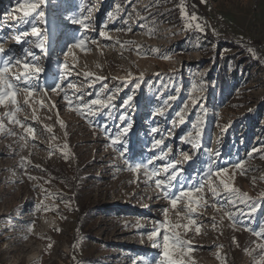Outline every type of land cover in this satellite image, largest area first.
<instances>
[{
	"label": "rangeland",
	"instance_id": "374dc122",
	"mask_svg": "<svg viewBox=\"0 0 264 264\" xmlns=\"http://www.w3.org/2000/svg\"><path fill=\"white\" fill-rule=\"evenodd\" d=\"M20 2L0 0L4 55L11 50L20 56L27 49L35 57L27 59L43 72L28 104L25 93L17 95V118L35 129L34 139L6 116L15 106L0 105V264H157L163 258V231L159 239L149 235L165 220L188 224L189 213L187 201L172 208L155 187L163 173L149 179L145 169L132 170L150 158L149 171L167 159L181 161L177 167L183 171L170 191L181 184L205 185L207 204L192 214L196 225L177 229L193 248L183 257L185 264H264L259 247L264 235H255L264 230V0H178L168 7L160 0H43L45 16H30L28 23L18 19ZM33 22L41 29L43 50L31 34ZM25 31V42L17 44L16 36ZM80 39L87 51L72 48L67 54ZM222 41L238 47L221 51L225 77L219 84L211 51ZM65 62L69 68L63 70ZM22 71L16 65L11 74ZM69 82L79 91L68 89ZM58 85L62 90H50ZM104 86L105 95L116 93L114 106L96 115H81L64 99L67 92L79 107L80 92L88 101ZM178 112L184 113L183 123ZM128 123L132 127L121 137L125 143L113 145L111 134ZM197 132L198 146L195 140L188 143L185 137ZM160 138L161 148L172 149L167 159L157 158L161 148L151 149ZM241 161L244 171L234 167ZM209 164L213 171L228 168L233 186L251 201L233 206L223 192L213 197L205 177ZM49 166L77 178V194L49 175ZM212 181L219 187L217 177Z\"/></svg>",
	"mask_w": 264,
	"mask_h": 264
},
{
	"label": "snow or ice",
	"instance_id": "6c2138e0",
	"mask_svg": "<svg viewBox=\"0 0 264 264\" xmlns=\"http://www.w3.org/2000/svg\"><path fill=\"white\" fill-rule=\"evenodd\" d=\"M206 2V0H205ZM43 3V0H21V2L18 4L17 11L20 13V17L18 19L23 18L25 23H28L27 18L30 16H38L40 18H43L45 16V13L40 10L41 4ZM185 16H187V13H184ZM190 20H198L197 17L192 16ZM46 22V21H45ZM73 23H83L82 20H73ZM191 26V25H189ZM195 27L198 28L200 31H204V26L196 23ZM31 34L37 38H39V43L37 44V47L40 49H44V39L41 35V29L38 26H35V23L33 22V26L31 27ZM29 33L25 31L22 35L16 36V43L21 44L25 41L23 40V37L28 36ZM101 36L109 38L107 36V33L101 32ZM86 41L84 39H80L78 42L73 44L71 47L68 48L67 54L72 53V48H80L82 51H87L86 49ZM139 51V49H137ZM251 51V50H249ZM5 49L3 47V43L0 42V105H6L7 103H11L15 106V110L9 113H6V116L10 119L11 123L18 125L20 128L24 129V133L28 136H32L34 139V132L35 129L31 125H26L25 123L21 122L17 118V112H19L21 109L18 105L17 101V95L18 93H25L26 99L25 104H28V97H32L33 93L37 90V82L39 80L40 73L43 72V69L36 67L34 63L29 61L27 58L32 57V60L35 59L33 54L29 52L27 49H22V54L20 56H17L16 53L9 50L8 55H4ZM168 58V57H165ZM19 65L22 67L23 71L19 72L15 75L11 74V69L13 66ZM69 68V65L65 62L62 64V69L66 70ZM63 76V72L61 73ZM88 76H92V73H88ZM141 78L143 77V73L140 74ZM129 76H131V73H129ZM97 79H105L103 77H98ZM127 83L128 81H124ZM66 87L68 89H75L76 91H79L77 89V86L69 82ZM89 87H91V84H89ZM137 88H139V84L136 85ZM51 91H57L62 90L60 89V86L54 87L50 89ZM105 92H107V86H104V88L97 93L95 98H92L88 101H84V93L80 92V94L76 97V101L79 103V107L74 104L73 99L68 95L67 92L64 94V99L67 102L68 107L71 110H74L78 112L81 115H85V112L88 113V115H96L101 110L104 109H110L114 106V99H115V92H111L107 95H105ZM174 98V97H173ZM133 99L132 96H129L127 98L126 106L131 107V104L129 103ZM197 101L193 100V103L195 104ZM43 107V101H37ZM186 107V106H185ZM33 112H35V109H33ZM177 118L180 123L184 122V113L178 112ZM119 119L121 121L127 119L126 114H121ZM61 127H65L64 121L61 120L60 122ZM46 127V130L49 133L53 132V129L51 127ZM132 124L128 123L125 125L122 129H119L116 133L111 134L110 139L111 143L113 145L116 144H124L125 141L121 139L122 136H126L129 129H131ZM195 127V126H194ZM4 130L3 123H0V131ZM158 128H152L151 132L156 133L158 132ZM10 135H15V133H9ZM200 132H197L196 137H192V134L189 133L185 139L188 141V143H193V141H197L198 146V140L200 137ZM55 139V137H53ZM20 140L24 141L22 144V147H28L27 140L25 139V135L20 136ZM164 145V139H155L153 143L151 144V149L161 148V146ZM64 147H68V145H64ZM150 149V150H151ZM125 150H122L120 152V155L123 157L125 156ZM162 156L157 157L158 159H167L169 154L172 152V149L168 147L166 150L161 148ZM185 160H191V157L188 156L186 153L184 154ZM125 163L127 164L128 161L126 160ZM181 164L180 160L176 159H167V163L161 167L156 168L152 167V169L149 171V166L153 165V159H148L144 163H138L136 164L132 170L139 174L141 169H145L144 175L148 177L149 179H152L153 177H158L163 173L164 178H158L155 179V187L159 189L162 193V195L169 200V203L172 208H176L178 202L181 200L187 201L185 204V209L189 213L188 220L189 223L185 225L180 224H172L170 221L165 220L164 222H161L159 225V229L152 231V233L149 235L150 240L159 239L161 237V230L163 231L162 234V248H163V258L157 262V264H185L184 256H187L188 253H191L193 251V248L191 246L190 240H185L181 237V234L177 229L180 227H183L185 231H188L191 225H196V219L192 218V214L196 213L197 208L203 207L207 204V201L204 196V183H201L199 185H192L191 187H186L184 184H181L179 189L175 192L170 191V189L175 188L174 182L177 181L178 176L182 173V169L178 168L177 166ZM37 167H39L37 165ZM236 169H240L241 171H244V165L243 162H237L234 166ZM215 176L219 179V187L212 181V177ZM206 182L210 185V191L213 195V197H219L221 195V192L226 194L227 203L230 205L235 206L237 203L240 204H246L251 201V197L246 192H241L239 189L235 188L233 186V182L231 178L229 177V169L228 168H221L218 170L213 171V165L209 164L207 168V172L205 173ZM30 179H35V177H29ZM262 198H264V192L260 194ZM47 198V196H46ZM38 209L42 207V205L36 206ZM223 207V205L221 206ZM168 208L163 209V214L165 217L168 216ZM217 211H220V208H217ZM250 211L255 212L256 208L254 206H250ZM179 215V213H178ZM227 217L230 220H233V213L227 212L225 213ZM214 219V218H213ZM201 230V227L197 225L195 227V233L199 234ZM255 235L262 236L264 235V230H261L259 232H256ZM238 244V241H236ZM51 247V245H49ZM259 247L264 248V244L259 245Z\"/></svg>",
	"mask_w": 264,
	"mask_h": 264
},
{
	"label": "trees",
	"instance_id": "16d2710c",
	"mask_svg": "<svg viewBox=\"0 0 264 264\" xmlns=\"http://www.w3.org/2000/svg\"><path fill=\"white\" fill-rule=\"evenodd\" d=\"M163 1V6L168 7L173 5V3L177 2L178 0H160ZM211 43H216L214 39H210ZM210 45V44H208ZM238 46L229 43V42H218L217 43V49L215 51H211V53H214L213 61H217L218 65V71H217V77L219 84L224 83V77H225V62L223 61L222 57V50L226 49H236ZM230 57H233L230 56ZM235 58V56H234ZM48 173L51 175L58 183L62 184L64 189L70 193V194H77L78 192V179L71 176L70 173H68L64 168H54V167H48Z\"/></svg>",
	"mask_w": 264,
	"mask_h": 264
}]
</instances>
